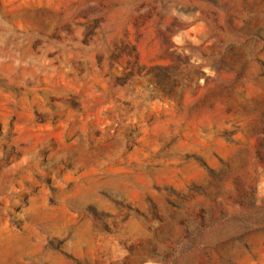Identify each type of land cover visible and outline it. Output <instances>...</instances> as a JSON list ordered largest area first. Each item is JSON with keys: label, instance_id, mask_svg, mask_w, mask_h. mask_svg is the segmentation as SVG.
<instances>
[{"label": "rangeland", "instance_id": "1", "mask_svg": "<svg viewBox=\"0 0 264 264\" xmlns=\"http://www.w3.org/2000/svg\"><path fill=\"white\" fill-rule=\"evenodd\" d=\"M0 264H264V0H0Z\"/></svg>", "mask_w": 264, "mask_h": 264}]
</instances>
